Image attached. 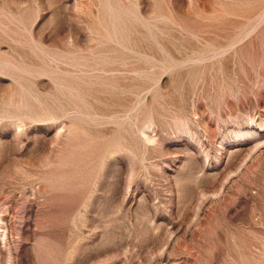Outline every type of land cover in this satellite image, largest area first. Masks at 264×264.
I'll list each match as a JSON object with an SVG mask.
<instances>
[{
  "label": "rangeland",
  "instance_id": "rangeland-1",
  "mask_svg": "<svg viewBox=\"0 0 264 264\" xmlns=\"http://www.w3.org/2000/svg\"><path fill=\"white\" fill-rule=\"evenodd\" d=\"M0 264H264V0H0Z\"/></svg>",
  "mask_w": 264,
  "mask_h": 264
}]
</instances>
